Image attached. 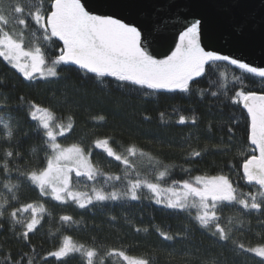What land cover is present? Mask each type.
<instances>
[{
	"label": "snow or ice",
	"instance_id": "obj_1",
	"mask_svg": "<svg viewBox=\"0 0 264 264\" xmlns=\"http://www.w3.org/2000/svg\"><path fill=\"white\" fill-rule=\"evenodd\" d=\"M26 33L32 37L27 46ZM169 33L173 35L174 50L158 59L151 49ZM213 39L203 17L189 19L182 12L161 7L150 17L141 19L132 15L127 0H93L91 3L89 0H0V58L28 81H55L61 78L62 66H76L90 74L92 80L114 78L118 88L190 93L193 83H198L197 78L207 75L206 68L216 65L218 69V62H226L242 73L264 78V67L252 66L231 55L221 54L213 48ZM240 83L241 77L233 75L232 87L229 88L227 73L218 71L209 88L199 90V95L216 100L227 96L228 102L242 105L246 110V142L250 151L245 153L242 150L239 167L246 183L258 186L255 193H238L237 187L225 174L172 179L165 186L171 176L170 169L165 165L159 170L162 162L151 155L148 158L155 161L154 179H141L139 172L132 178L135 171L132 158L143 157L146 153L131 145L122 154L114 150L109 138L96 139L93 147L123 166L121 174L106 173L92 163L90 149L86 150L81 143L66 146L60 142L73 131L71 118L65 124L53 110L32 102L29 115L36 122V132L43 142L44 165L21 172L18 167H10L15 159L20 158V153L5 151L4 162L0 164V189L6 190L10 198L0 195V219L7 212L12 230L15 232V225H21L23 229L16 234L17 238L29 241V234L42 226L47 214L45 205L40 202L13 206L12 202L19 200L15 192L20 186L12 183L15 171V179L19 182L23 178L30 182L41 197H50L60 204L71 202L80 209L122 200L138 201L142 190L146 189L150 194L146 198L155 204L187 212L199 228L220 241H229L231 229L221 223L220 213L224 207L238 206L243 210L264 212V92L247 91L237 87ZM213 87L215 91L211 90ZM151 92H145V95ZM6 107L0 105V111ZM164 116L160 113L161 120ZM176 123L195 125L197 120L194 115L191 118L179 115ZM228 132L231 140L234 135L232 126L228 127ZM0 134L7 140L13 138L10 118L5 121L0 117ZM200 156V151H192L187 158ZM181 170L190 173V169ZM74 180L76 184L83 180L84 187L91 182L90 191L79 190L74 186ZM192 210H195L194 216ZM19 213H30V219H21ZM59 219L63 224L78 223L71 215H62ZM232 223V220L228 221L229 225ZM157 231L164 240L176 238L159 229ZM239 247L243 249L244 245ZM246 250L264 261V244ZM74 253H80L85 264H95L100 256L95 247L85 249L84 245L75 244L70 236H64L62 243L56 250L48 252L47 257L63 261ZM104 256L118 257L125 264H151L150 257H133L117 249L106 251ZM14 264H36V261L24 253ZM100 264H104V257H100Z\"/></svg>",
	"mask_w": 264,
	"mask_h": 264
},
{
	"label": "trees",
	"instance_id": "obj_2",
	"mask_svg": "<svg viewBox=\"0 0 264 264\" xmlns=\"http://www.w3.org/2000/svg\"><path fill=\"white\" fill-rule=\"evenodd\" d=\"M25 40L27 46L32 37L26 33ZM206 71V76L193 83L190 93L151 92L134 87L118 88L117 82L110 77L102 81L100 78L92 80L90 74L76 66H62L61 78L55 81H28L0 58V105L7 106L0 111V117L5 121L10 118L14 131L11 140L0 134V164L4 162L5 151L11 150L20 153V158L15 159L10 167H18L23 172L44 165L43 142L36 132V122L29 115L30 105L35 102L53 110L65 124L71 118L73 131L60 142L66 146L81 143L86 150L90 149L92 163L106 173L121 174L123 166L95 149L93 141L96 139L109 138L114 150L122 154L131 145L146 153L143 157L132 158L135 165L132 178L139 172L141 179H154L155 161L148 158L151 155L162 162L159 170L165 165L170 169L171 176L165 186L172 179L225 174L237 187L238 193H255L258 186L248 185L239 167L242 150L245 153L250 151L246 142V110L242 105L228 102L227 96L221 100L207 95L201 98L199 90L208 89L218 71L227 73L229 88L232 87L233 75L240 76L242 83L237 87L247 91L264 92V78L242 73L226 62H218V69L213 65ZM145 92L151 94L145 95ZM160 113L165 114L163 120ZM179 115L189 118L194 115L197 123L179 125L176 123ZM229 126L234 129L231 140ZM192 151H200L201 156L188 159ZM233 164L236 167H232ZM182 168L190 169V173L182 171ZM16 176L14 171L12 183L20 186L15 192L19 200L12 202L13 206L40 202L45 205L47 214L42 226L29 234V241H24L16 235L23 231L21 225H15L14 232L5 212L0 219V264H14L24 253L34 258L36 264H85L80 253L70 254L63 261L47 257L48 252L56 250L62 243L64 236H70L75 244H82L85 249L95 247L100 252L95 264H100V257H104V264H125L118 257L104 256L112 249L122 250L133 257H150L151 264H264L260 257L246 250L264 244V212L243 210L238 206L224 207L220 213L221 223L231 229V239L226 242L199 228L187 212L155 204L146 198L150 196L146 189L142 190L138 201L122 200L80 209L71 202L60 204L50 197H41L30 182L23 178L18 182ZM84 183L81 180L76 184L74 180V186L79 190L90 191L91 182L87 187ZM0 195L10 198L6 190L0 189ZM192 212L194 216L195 210ZM62 215H71L78 223L63 224L59 219ZM18 216L23 220L30 219V213H19ZM229 220L233 221L231 225ZM158 229L176 238L164 240ZM240 244L244 245L243 249Z\"/></svg>",
	"mask_w": 264,
	"mask_h": 264
},
{
	"label": "water",
	"instance_id": "obj_3",
	"mask_svg": "<svg viewBox=\"0 0 264 264\" xmlns=\"http://www.w3.org/2000/svg\"><path fill=\"white\" fill-rule=\"evenodd\" d=\"M93 2V0H89ZM134 17L146 19L157 8L203 17L213 48L252 66L264 67V0H127ZM143 14V15H141ZM174 50L173 35L151 49L158 59Z\"/></svg>",
	"mask_w": 264,
	"mask_h": 264
}]
</instances>
